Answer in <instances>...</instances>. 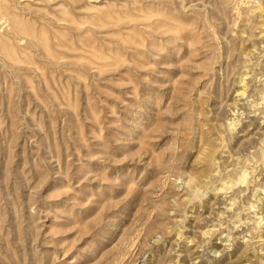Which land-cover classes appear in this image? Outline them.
<instances>
[{
  "label": "rangeland",
  "instance_id": "obj_1",
  "mask_svg": "<svg viewBox=\"0 0 264 264\" xmlns=\"http://www.w3.org/2000/svg\"><path fill=\"white\" fill-rule=\"evenodd\" d=\"M0 264H264V0H0Z\"/></svg>",
  "mask_w": 264,
  "mask_h": 264
},
{
  "label": "bare ground",
  "instance_id": "obj_2",
  "mask_svg": "<svg viewBox=\"0 0 264 264\" xmlns=\"http://www.w3.org/2000/svg\"><path fill=\"white\" fill-rule=\"evenodd\" d=\"M239 82H240V80H239Z\"/></svg>",
  "mask_w": 264,
  "mask_h": 264
}]
</instances>
